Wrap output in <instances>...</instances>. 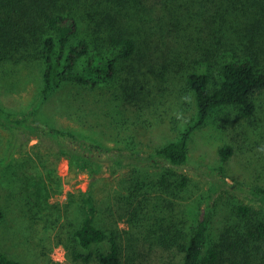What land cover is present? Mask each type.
I'll return each mask as SVG.
<instances>
[{"label": "trees", "instance_id": "trees-1", "mask_svg": "<svg viewBox=\"0 0 264 264\" xmlns=\"http://www.w3.org/2000/svg\"><path fill=\"white\" fill-rule=\"evenodd\" d=\"M33 62L42 71L38 102L20 114L0 106V126L14 137L10 158L20 139L34 134L57 147L72 171L87 172L95 181L104 169L101 144L81 132L38 125L44 104L69 88L66 84L90 91L112 88L118 105L113 111L122 117L145 108L141 101H146L147 87L179 82L187 87L193 115L175 140L146 159L133 157L138 163L180 167L189 160L193 134L213 110L236 108L245 118L256 112L257 95L264 91V0H0V66ZM118 152L113 159L121 164L129 156ZM232 153L231 147L221 150L224 160ZM27 161L36 166L32 156ZM4 168L0 264H24L2 246L7 212L18 203L3 186ZM51 172L43 178L46 184L53 182ZM149 175L139 170L128 181V193L118 195L121 217L129 224L124 235L119 228L100 226L102 213L93 194L81 192L78 213L84 215L68 232L73 261L89 263L92 254L80 249L109 241L110 250L97 257L99 264H151L155 252L161 264H264V203L260 210L237 206L238 222L222 235L220 247L209 248L212 205L191 222L173 202L161 201L180 199L189 177L171 169L158 178ZM254 193L264 200V188Z\"/></svg>", "mask_w": 264, "mask_h": 264}, {"label": "rangeland", "instance_id": "rangeland-1", "mask_svg": "<svg viewBox=\"0 0 264 264\" xmlns=\"http://www.w3.org/2000/svg\"><path fill=\"white\" fill-rule=\"evenodd\" d=\"M42 86L37 62L0 66V106L8 111H31L40 99ZM64 86L69 88L44 104L37 124L81 132L99 142L104 169L95 181L87 172L72 171L70 161L57 147L32 137L34 134L20 139L14 159L10 158L14 137L0 126V169L7 167L2 183L18 201L7 212L2 238L3 249L12 258L24 264H99L97 257L110 250L109 241L89 250L80 249L84 255L92 254L89 263L75 262L71 257L68 232L84 215L78 213L81 192L93 194L102 213L99 225L119 228L123 234L129 224L121 217L119 204H123L118 195L128 193L127 187L139 170L151 178H158L167 169L189 177L187 191L180 199L165 196L161 201L166 205L173 202L175 210L186 213L191 222L201 218L207 204L212 205L209 248L220 247L222 235L238 222L234 215L237 206L263 207L264 200L254 191L264 188V91L257 95V110L251 117H243L236 108L213 110L206 125L191 138L188 162L173 167L138 163L133 153L146 159L157 147L178 137L193 115L186 86L159 82L147 87L146 101H141L145 108L122 117L113 111L118 105L112 88L90 91L77 87L81 85ZM224 147H231L233 152L227 160L221 154ZM120 150L123 156L131 157L121 164L113 159ZM29 155L36 166L28 163ZM49 170L54 171L53 182L46 184L43 178ZM155 196L153 204L157 202ZM157 253L151 264L162 263Z\"/></svg>", "mask_w": 264, "mask_h": 264}]
</instances>
